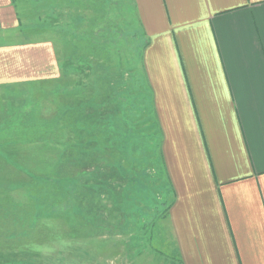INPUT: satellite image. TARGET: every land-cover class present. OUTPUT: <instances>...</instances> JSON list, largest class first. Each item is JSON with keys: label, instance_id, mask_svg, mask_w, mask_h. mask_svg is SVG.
<instances>
[{"label": "crops", "instance_id": "crops-1", "mask_svg": "<svg viewBox=\"0 0 264 264\" xmlns=\"http://www.w3.org/2000/svg\"><path fill=\"white\" fill-rule=\"evenodd\" d=\"M130 1L168 187L150 248L176 264H264V0ZM30 27L0 0L2 90L60 77L55 41ZM18 173L0 164V179ZM0 233L8 260L21 242Z\"/></svg>", "mask_w": 264, "mask_h": 264}, {"label": "rangeland", "instance_id": "rangeland-1", "mask_svg": "<svg viewBox=\"0 0 264 264\" xmlns=\"http://www.w3.org/2000/svg\"><path fill=\"white\" fill-rule=\"evenodd\" d=\"M14 4L21 24L31 26L30 36L55 41L61 73L57 81L0 89V140L10 146L8 152V146L0 144V157L6 156L0 164L20 171L19 178L0 179L6 200L0 204V224L7 225L0 231L9 232V240L5 239L12 245L21 242V246L10 244L8 260L0 254V264H176L148 243L149 227L167 203L168 187L162 182L160 138L140 64L144 41L131 1L14 0ZM80 34L89 35L91 44L99 42L97 59L89 53V45L84 50L77 46ZM77 100L81 105L65 112ZM95 117L106 120L103 128L110 143L116 144L115 128L123 126V144L117 149L103 147L104 153L94 162H103V173L108 172L105 164L122 170L131 179L127 185L121 174L112 172L105 177L112 176L113 187L127 188L130 193L123 189L114 194L109 188L95 209L94 218L112 234L94 231L84 235L78 217L65 219L66 196L59 188L51 192L56 187L50 182L53 178L44 177L72 173L78 179L81 165L66 174L59 170V162L66 148L79 140H93L92 149L99 141L103 143L102 119L98 122ZM141 171H145L140 181L143 188L131 177ZM24 173L26 178L21 176ZM75 179L59 181L71 193L70 182L74 184ZM138 193L144 195L140 207L130 202ZM80 203V208L85 206Z\"/></svg>", "mask_w": 264, "mask_h": 264}, {"label": "trees", "instance_id": "trees-1", "mask_svg": "<svg viewBox=\"0 0 264 264\" xmlns=\"http://www.w3.org/2000/svg\"><path fill=\"white\" fill-rule=\"evenodd\" d=\"M75 43H77V46L81 47L83 50L86 48L87 45H89L91 47V51L89 53L92 52L93 53L92 55L97 59V57H98L97 51L99 50L98 49L99 42H95V44H91L89 35L83 36L80 34L77 37V40L75 41ZM86 56L88 57V55H86ZM80 60L83 61L84 59L82 57H80ZM82 65H84V64H82ZM87 67L90 70L92 69V66L87 65ZM81 103L82 102L80 100H77L76 102L73 103L75 107L74 108H67V110L65 112H67V111L69 112L75 108H78L79 106H77V104L81 105ZM96 104L99 107V104L98 103H96ZM85 107H86V104L81 106V108H82L81 111H84ZM95 118L98 120V122H100L102 119L100 130L102 129V134L104 136V138H103L104 144L101 141H99L98 146L95 147L94 149H92L93 147L91 145L93 143L92 142L93 140L91 142L89 141L90 143H85L84 139L79 140L75 144V146H72V147L70 146V147L66 148V150L62 153V156H61V159L59 162V166H58L59 170L65 172L66 174L69 173L70 168L77 167V165H81L82 171L78 172L79 173L78 179H75L76 177H74L75 175L72 173H69L68 175H65L64 177H56V176L55 177H52V176L44 177L47 179L53 178L50 182L52 184H54L56 187L50 186L51 192L53 191V189L59 188V192L62 193L64 196H66V202L68 205V209H67V216L65 213V219H67V217H71L73 219L78 217L79 218L78 220H81L83 222L84 227H85L84 235H86V233L92 234L94 231L100 235L104 234V233L105 234H112L111 229H106L105 228L106 226H102L99 218L98 219L94 218V216H96L95 209H96L97 205H100V203L103 199V196L107 195L109 193V191H108L109 188L112 189V192L114 194H115V192H120L123 189L125 192H127V194L130 193V190L127 188H122L121 186H118V185H117L118 187L117 186L113 187L111 185V182L109 181L110 177L112 178V176H106L105 177V174L112 173V172H115L116 174H119V175L121 174L122 179H124V181L126 182V185H127L131 182V179H130V177L128 178V177L124 176V174H122V172H121L122 170H120V172H119V170H117V169L114 170L113 166H109V164H105L104 170L107 169L108 172L104 171V173H103L101 170V167L103 166V162H94L95 160L98 159L99 155L104 153L103 147L107 148L109 145H113L117 149V146H119V144L120 145L123 144V142L125 141V135H126L124 129H122L123 126L120 129H118L117 127L115 128L114 140H115L116 144L110 143L109 140H111V139L108 137V133H107L108 131L106 130V128H103L104 124H106V120L104 121L103 118H100V119H98L97 117H95ZM100 134H101V132H100ZM118 140H119V143L117 144ZM115 148H113V149L116 150ZM120 150H121L120 155L122 156V153H124L125 151L123 150V147ZM115 153H116V151H115ZM72 155H74L73 158H72ZM119 163H120V161H119ZM90 168H92V169L88 170ZM102 169H103V167H102ZM125 172H126V170L124 171V173ZM88 174H90V175H88ZM88 176H90V178H88ZM143 176H145V171H143V172L141 171L140 173L134 174L131 176L136 181V185L139 188L144 187L141 185V182H140V181H142ZM62 178L67 179V180L75 179L74 184H73V181L70 182L71 187L73 186L72 187L73 191L71 193H69V191H68L69 188L66 189L65 186H63L61 184V181H59ZM137 179H141V180H137ZM130 189H131V186H130ZM139 191H141V190H139ZM140 195H142V197H140ZM143 196H144L143 193H138L137 197L135 196L136 198L134 196H133V198L131 197L130 202H132V204H134V206L140 207L139 204H142ZM72 202H74V204H73V207L70 208ZM80 202H82L83 205H85V206L80 208V205H79V204H81ZM76 203H78V204H76ZM128 207H130V203H129ZM93 213H95V214H93ZM87 223H89L91 226H88Z\"/></svg>", "mask_w": 264, "mask_h": 264}]
</instances>
